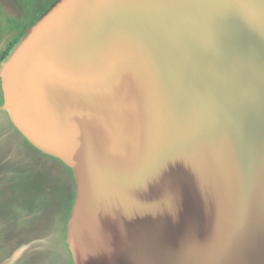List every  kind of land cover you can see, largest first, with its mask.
<instances>
[{
    "label": "water",
    "instance_id": "water-1",
    "mask_svg": "<svg viewBox=\"0 0 264 264\" xmlns=\"http://www.w3.org/2000/svg\"><path fill=\"white\" fill-rule=\"evenodd\" d=\"M0 89L72 172L71 264H264V0H54Z\"/></svg>",
    "mask_w": 264,
    "mask_h": 264
},
{
    "label": "rangeland",
    "instance_id": "rangeland-1",
    "mask_svg": "<svg viewBox=\"0 0 264 264\" xmlns=\"http://www.w3.org/2000/svg\"><path fill=\"white\" fill-rule=\"evenodd\" d=\"M52 0H0V53ZM65 165L32 148L0 111V264H70Z\"/></svg>",
    "mask_w": 264,
    "mask_h": 264
},
{
    "label": "trees",
    "instance_id": "trees-1",
    "mask_svg": "<svg viewBox=\"0 0 264 264\" xmlns=\"http://www.w3.org/2000/svg\"><path fill=\"white\" fill-rule=\"evenodd\" d=\"M25 30V29H24ZM23 30V31H24ZM19 33L12 41H10L9 43H7V45L5 46V48L2 50V52L0 53V60L8 53V51L10 50L11 46L18 40V38L21 36L22 32ZM2 103V99L0 101V104ZM64 165V164H63ZM67 167V166H66ZM67 169L69 170V173L71 174V178H72V181H73V184H74V179L72 177V172L71 170L67 167ZM74 186V185H73ZM73 195H74V187H73V194H72V198H71V201L69 203V211H70V208H71V205H72V200H73ZM69 211L67 213V217L69 215ZM67 220V218H66ZM65 228H66V221H65ZM65 228H64V236H63V244L65 243L64 240H65ZM65 245V244H64ZM66 246V245H65Z\"/></svg>",
    "mask_w": 264,
    "mask_h": 264
},
{
    "label": "flooded vegetation",
    "instance_id": "flooded-vegetation-1",
    "mask_svg": "<svg viewBox=\"0 0 264 264\" xmlns=\"http://www.w3.org/2000/svg\"><path fill=\"white\" fill-rule=\"evenodd\" d=\"M54 0H52L49 4H48V6L40 13V14H38L37 16H36V18L33 20V21H35L48 7H49V5L53 2ZM33 23V22H32ZM31 23V24H32ZM30 24V25H31ZM30 25H28V26H30ZM28 26H25L21 31H23L24 29L26 30L27 28H28ZM24 30V31H25ZM21 31L19 32V33H21ZM24 31L22 32V34L24 33ZM18 33V34H19ZM21 34V35H22ZM12 41V40H11ZM1 99H2V93H1V89H0V101H1ZM0 111L1 112H3L6 116H7V114L4 112V111H2L1 109H0ZM7 118H8V116H7ZM8 120H9V118H8ZM10 122V121H9ZM11 124V123H10ZM12 125V124H11ZM13 127V126H12ZM14 128V127H13ZM30 145V144H29ZM31 146V145H30ZM32 147V146H31ZM32 148H34V147H32ZM35 149V148H34ZM37 150V149H36ZM38 151V150H37ZM40 152V151H39ZM43 154V153H42ZM45 155V154H44ZM46 156H48V155H46ZM48 157H50V156H48ZM51 158H53V157H51ZM53 159H55V158H53ZM57 160V159H56ZM59 161V160H58ZM60 162V161H59ZM61 163V162H60ZM63 164V163H62ZM73 177V176H72ZM65 244V243H64ZM66 245V244H65ZM66 247V249H67V252H68V255H69V259H70V264H71V257H70V252H69V250H68V248H67V246H65Z\"/></svg>",
    "mask_w": 264,
    "mask_h": 264
}]
</instances>
